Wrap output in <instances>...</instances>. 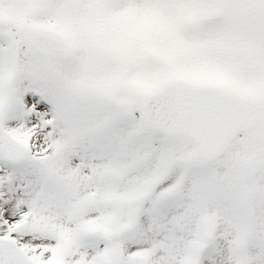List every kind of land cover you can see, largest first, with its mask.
Segmentation results:
<instances>
[{
	"label": "snow or ice",
	"instance_id": "obj_1",
	"mask_svg": "<svg viewBox=\"0 0 264 264\" xmlns=\"http://www.w3.org/2000/svg\"><path fill=\"white\" fill-rule=\"evenodd\" d=\"M0 264H264V0H0Z\"/></svg>",
	"mask_w": 264,
	"mask_h": 264
}]
</instances>
